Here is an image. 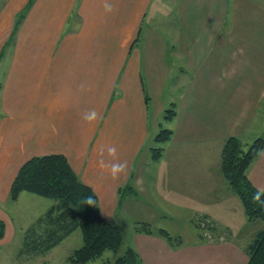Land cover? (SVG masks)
<instances>
[{
	"label": "crops",
	"instance_id": "0c3cea01",
	"mask_svg": "<svg viewBox=\"0 0 264 264\" xmlns=\"http://www.w3.org/2000/svg\"><path fill=\"white\" fill-rule=\"evenodd\" d=\"M28 2L0 0V218L7 229L2 204L20 166L63 153L108 220L159 228L164 219L207 215L227 235L172 246L133 226L128 246L145 264H206L199 255L211 250L218 263L247 264L246 247L264 221L247 219L221 153L230 136L246 147L264 139V0H35L8 45ZM228 27L236 45L244 42L236 46L242 55L220 38ZM172 104L173 135L154 161L152 139ZM91 110L101 119L90 125L83 117ZM102 148L106 163L127 162L118 180L98 166ZM248 177L264 189V148Z\"/></svg>",
	"mask_w": 264,
	"mask_h": 264
},
{
	"label": "trees",
	"instance_id": "16d2710c",
	"mask_svg": "<svg viewBox=\"0 0 264 264\" xmlns=\"http://www.w3.org/2000/svg\"><path fill=\"white\" fill-rule=\"evenodd\" d=\"M35 0H29L26 7L17 15L14 30L8 40L13 42L16 32L29 12ZM176 115L175 104L164 111L163 120L171 121ZM173 130L168 127L154 135L150 146L152 158L158 161L163 156L165 144L172 138ZM264 148V139L257 138L247 148L237 136H230L225 141L221 153V170L232 190L240 198L249 221H264V205L252 203L251 197L258 189L248 177L250 164ZM126 188H120L123 194ZM31 192L50 198L54 203L38 218L35 225L27 229L25 245L33 251L45 253L59 244L77 228L83 235V244L75 249L68 258L69 264H86L112 251V261L103 264H145L140 254L132 246H127L119 254L124 243V226L119 221L106 219L100 208V202L94 189L81 180L63 153L34 155L19 168L10 187V200L16 201L22 192ZM91 197L94 204L85 200ZM264 199V197H262ZM207 220V221H206ZM215 224L207 215L195 217L193 222L199 228ZM211 226V225H210ZM134 231L146 234H158L172 246L183 243L181 236L172 235L163 227L156 228L149 221H137ZM6 222L0 218V240L5 236ZM249 256L247 264H264V228L247 245Z\"/></svg>",
	"mask_w": 264,
	"mask_h": 264
},
{
	"label": "rangeland",
	"instance_id": "374dc122",
	"mask_svg": "<svg viewBox=\"0 0 264 264\" xmlns=\"http://www.w3.org/2000/svg\"><path fill=\"white\" fill-rule=\"evenodd\" d=\"M228 3L233 5L234 2L233 0H228ZM233 13L234 11L227 13L226 23L231 17L233 18ZM206 30V32H209L210 34H212V32H217V29L215 30V28ZM221 37L223 40L225 37L226 45L225 42H223V46L225 45L227 47V45L232 44L231 51L236 52V46L240 48L242 45H244V42L242 41H239V45H236L234 41V28H222L220 38ZM214 47H216L215 52L217 54L222 52L220 49V39L215 43ZM236 54L242 55L241 51L238 49ZM162 123L163 127H167L168 124L163 120V118ZM263 130L264 127L259 129V132H261L260 134H262ZM53 203L54 201L50 198L25 191L23 196L19 197L16 201L10 200V198H8V201L2 204V206L5 208L4 210L8 213L9 219H7L8 229L6 226L5 233L6 241L3 243L2 247H0V264H69V256L75 249L79 248L83 244V235L80 228L74 230L59 244L45 253L33 251L32 248L26 246L24 242L25 239H27V229L35 225L38 218L42 216ZM119 222L124 226L125 231L124 243L122 244L119 251V254H121L125 251L127 246L130 245V236L133 232L132 228L135 224V221L125 218L121 219ZM163 224V228L167 229L172 235L181 236L185 242V245H191L195 242V240L199 239L205 243L212 244L216 242H222L227 238L225 231L217 224H210L211 226L205 225L204 227L199 228L187 218L175 220L164 219ZM214 254L215 253L211 250L209 252L204 251L199 256L201 259L206 260V264H222L217 262V260L220 261V258H216L218 255L214 257ZM114 256L115 255L112 251H106L102 257L86 264H103L106 260L112 261Z\"/></svg>",
	"mask_w": 264,
	"mask_h": 264
},
{
	"label": "clouds",
	"instance_id": "9594fccd",
	"mask_svg": "<svg viewBox=\"0 0 264 264\" xmlns=\"http://www.w3.org/2000/svg\"><path fill=\"white\" fill-rule=\"evenodd\" d=\"M104 9L106 12L111 13L113 11V5L106 2L104 4ZM83 119L88 124L91 125V124H94L95 122H97L98 119H101V117H99L98 113L95 110H91V111L84 114ZM107 154L113 160L117 159V150L115 147L109 146L107 148ZM103 155H104V149L102 148L100 150L101 159L99 160L98 166L101 169H107L108 174L111 176V178L114 181L118 180L122 174H125L128 171L127 162H123V163L114 162V163L108 164L104 161ZM262 197H264V189L257 190L255 193H253V195L251 197L252 203L256 204V205H264V199H262ZM85 203H87L88 205H92V204H94V201L91 197H88L85 200Z\"/></svg>",
	"mask_w": 264,
	"mask_h": 264
},
{
	"label": "built area",
	"instance_id": "2783aa9c",
	"mask_svg": "<svg viewBox=\"0 0 264 264\" xmlns=\"http://www.w3.org/2000/svg\"><path fill=\"white\" fill-rule=\"evenodd\" d=\"M202 225H203V227H204V226L206 225V221H205V222H203V224H202Z\"/></svg>",
	"mask_w": 264,
	"mask_h": 264
}]
</instances>
